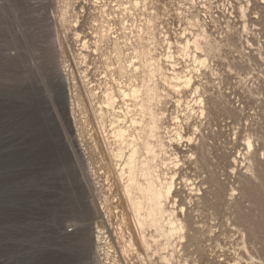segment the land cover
Wrapping results in <instances>:
<instances>
[{"label":"rangeland","instance_id":"obj_1","mask_svg":"<svg viewBox=\"0 0 264 264\" xmlns=\"http://www.w3.org/2000/svg\"><path fill=\"white\" fill-rule=\"evenodd\" d=\"M135 1L140 2L139 7L129 12L128 0V35L132 39L148 20L159 31L168 32L172 42L184 35L192 38L199 18L222 45L220 56L210 59L218 75L208 74L198 81L209 96L210 119L201 120L190 109L189 91L178 94L165 87V127L174 129L179 117L185 137L194 138L192 143L184 140L175 144L180 165L186 164L179 171L180 204L193 222L192 231L176 253L177 264H251L250 254L264 258V189L262 201L244 206L246 220L257 231L254 238L248 230L244 243L245 237L236 227L239 212L230 196L234 179L223 175L224 170L230 175L237 167L235 157H239V172L246 171L250 161L245 159L249 152L246 140L256 132L253 167L264 170V63L249 61L257 54L254 27L249 35L253 47L246 43L247 37H227L229 27L237 31L243 25L236 0ZM106 4L118 15V0H0V264H92L93 258L94 264L108 263L103 245L95 252L96 227L97 223L108 227L101 198L118 194L119 186L106 135L97 120L108 80L102 54L94 48L93 33L98 10ZM253 5L250 24L264 27V1L254 0ZM65 15L69 18L66 21ZM84 42L88 48L83 47ZM243 45L245 51L240 49ZM167 50L160 47L157 53L165 55ZM172 51L177 70L183 71L185 61L176 46ZM237 61L244 68L234 63ZM164 65L172 75L170 60L164 58ZM24 92L29 95L25 111L21 103ZM224 95L230 98V108L240 115V130L225 114L221 103ZM67 113L75 118L71 128ZM189 121L191 126L186 125ZM193 125H200L196 135ZM204 162L223 181L219 193L207 184L203 194L196 195L180 184L183 177L194 180L199 176L198 168L206 170ZM95 212L98 220L92 222L89 216ZM254 242L259 243L260 253L252 250ZM131 254L130 263L137 257L134 251Z\"/></svg>","mask_w":264,"mask_h":264},{"label":"bare ground","instance_id":"obj_2","mask_svg":"<svg viewBox=\"0 0 264 264\" xmlns=\"http://www.w3.org/2000/svg\"><path fill=\"white\" fill-rule=\"evenodd\" d=\"M236 1L243 25L237 31L229 27L227 37L231 38L235 34L241 38L247 37L246 43L253 47L255 44L252 43L249 35L252 34L254 27L253 35L257 40V54L250 56L249 61L264 63V27L261 24H250L249 14L254 6V0ZM129 4L132 7L129 9L130 12L139 7L140 2L129 0ZM117 6L118 15H115L116 11L109 8L107 4L100 7L96 15L98 24L93 29L96 36L94 48L102 54L108 80L99 102L97 120L100 129L106 135L105 143L119 186L118 194H104L105 196L101 198V210L108 227L104 228L97 223L95 252L96 250L97 253L101 251V245H103L106 248L107 264H177L176 253L186 234L192 231L193 222L187 216L185 207L180 204L178 182L181 177L179 171L186 164L180 165V153L175 148V144L184 140L192 143L194 138L185 137V129L179 117L175 118L176 127L174 129H170L169 126L165 127L163 108L166 98L165 87L178 94L183 90L189 91L192 99L187 104L193 103L190 109L201 120L210 119L211 112L207 107L209 96L203 83H198V81L208 74L218 75L210 59L220 56L222 45L209 33L208 28L200 23L199 18L196 24L197 32H192V38L184 35L183 39L172 42L168 32L159 31L157 25L152 20H148L146 26L139 28L132 39L128 35V0H118ZM257 6L255 5L254 10ZM256 15L257 17L259 15L257 11L255 18ZM68 19L67 15L63 18L64 21ZM87 45L88 43L84 42L83 47L88 48ZM175 46L185 61L183 71H178L175 64L176 56L172 51ZM160 47H167L168 53L158 54ZM240 49L245 51L244 45ZM164 58L172 63V75L166 71ZM84 59H87L86 55ZM240 61L234 63L244 68L245 65ZM230 69L233 71L231 66ZM62 93L66 94L64 90ZM27 95L28 92H24L21 96L24 111L28 101ZM69 96L70 94L67 93V97ZM178 102L181 104V99ZM221 103L225 108V114L240 130L243 123L239 113L230 108V98L226 95L222 96ZM261 111L264 112V109L262 108ZM66 118L71 128L72 120L75 122V118L70 117L68 113ZM186 125L191 126V122H186ZM193 126L196 135L200 132V125ZM256 133L246 140L249 152L245 159L250 160L246 171L240 173L237 169L239 157L233 159V164L237 167L231 169L230 175L225 170L223 171L225 179L232 178L236 184L232 186L230 196L239 212L237 218L240 224L236 227L245 237L244 243L247 242L248 230L252 232L254 238L257 235L252 223L245 218L244 206L246 203L256 206L262 201L261 191L264 189V170L259 172L253 167L256 148L252 139L256 137ZM191 163L197 165L200 162L192 161ZM205 166L206 170L198 168L200 175L194 180L186 176L182 178L180 184L191 188V192L196 191V195L203 194V189L207 184L212 185L208 188H213L219 193L223 190L221 177L207 163ZM199 178L200 181H198ZM89 218L92 222H96L98 213L91 214ZM260 226L257 225V227ZM75 228L74 231H76ZM109 232L110 235H108ZM258 244V242L251 244L256 254L259 252ZM132 251L135 252L137 261L133 258L130 263L128 257L132 255ZM249 259L251 264H264V258L261 256L250 254ZM91 262L94 264V258Z\"/></svg>","mask_w":264,"mask_h":264}]
</instances>
